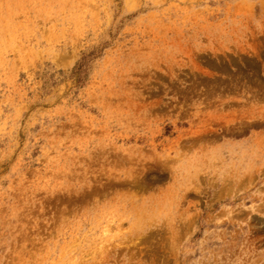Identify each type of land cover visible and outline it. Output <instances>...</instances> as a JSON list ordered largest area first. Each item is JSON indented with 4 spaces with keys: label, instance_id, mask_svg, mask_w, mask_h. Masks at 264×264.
<instances>
[{
    "label": "rangeland",
    "instance_id": "obj_1",
    "mask_svg": "<svg viewBox=\"0 0 264 264\" xmlns=\"http://www.w3.org/2000/svg\"><path fill=\"white\" fill-rule=\"evenodd\" d=\"M0 264H264V0H0Z\"/></svg>",
    "mask_w": 264,
    "mask_h": 264
}]
</instances>
